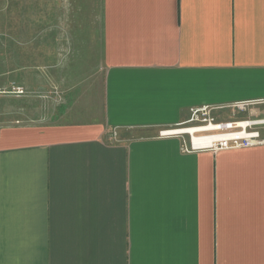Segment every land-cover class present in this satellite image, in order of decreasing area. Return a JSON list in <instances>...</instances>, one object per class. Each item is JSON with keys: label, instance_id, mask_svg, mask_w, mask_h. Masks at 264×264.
<instances>
[{"label": "crops", "instance_id": "crops-1", "mask_svg": "<svg viewBox=\"0 0 264 264\" xmlns=\"http://www.w3.org/2000/svg\"><path fill=\"white\" fill-rule=\"evenodd\" d=\"M99 2L95 65L45 33L0 70V95L51 96L0 125V264H264V144L159 138L264 104V0Z\"/></svg>", "mask_w": 264, "mask_h": 264}, {"label": "rangeland", "instance_id": "rangeland-1", "mask_svg": "<svg viewBox=\"0 0 264 264\" xmlns=\"http://www.w3.org/2000/svg\"><path fill=\"white\" fill-rule=\"evenodd\" d=\"M32 1H36L37 3L36 25L34 24L35 15L33 11L29 9V6L32 5ZM59 1L64 3L63 9L55 8L60 4ZM7 3H10L11 7L9 11L10 18H5V21L0 20V70L3 71L8 68V66H12L11 63H9V59H11L14 53L16 56L19 53H28L30 44H33L29 41L31 36L45 33L49 35H67L72 49L70 52L71 56H69L71 58L70 66L76 65L77 46H84L85 52L83 55L85 58V66L95 65V62L98 61L97 50L100 43L99 0H85V9L77 8L78 0H0V13L2 11V5L4 4L7 6ZM46 4L51 8L45 10L44 5ZM45 16L47 18H45ZM1 18L2 16L0 19ZM79 35L84 37L81 45L80 42H77ZM12 36H15L18 41L7 40L8 38L6 37L13 39ZM13 45H15V47ZM66 65L69 66V62L66 63ZM6 93L7 94L0 95V114L6 113L8 117L0 116V125L6 124L9 119L12 118L14 112H17L16 115L18 116L21 113L20 115L24 117L29 110L37 106L43 109L44 103L48 101L47 99L51 98V96L45 93H40L38 95L24 93L22 96L13 94L14 91H8ZM56 93L53 99L58 103L61 93L60 91H56ZM198 118L212 120V124L216 125L247 122L252 124L250 131H258L260 137L264 139V104H250L240 109L231 108L223 111H210L199 114ZM196 125L198 124H184L174 129L194 128ZM125 134L128 138H139L152 135L139 131L126 132ZM185 139L187 140L188 137L185 136Z\"/></svg>", "mask_w": 264, "mask_h": 264}, {"label": "built area", "instance_id": "built-area-1", "mask_svg": "<svg viewBox=\"0 0 264 264\" xmlns=\"http://www.w3.org/2000/svg\"><path fill=\"white\" fill-rule=\"evenodd\" d=\"M14 93L21 95L23 92L21 90H16ZM243 108V106L238 107ZM211 109L207 107H203L201 109H196L192 110L190 114L189 120L185 124H198L196 126H204V125H209L212 123V120H206V119H199L198 115L201 113H206L210 112ZM235 124V123H234ZM224 128L220 130H213V131H201L195 133L197 139H202L205 138L209 135L217 134V133H223V132H230V131H236L240 132L241 130L243 132H247L248 136L245 138H238L234 137L229 140H224V141H219V142H214L211 144L210 147L208 148H195L193 147V142L191 136L187 135H171L169 133V130L166 131H160L159 132V138H181L182 139V147L181 151L183 153H190L193 151H201V150H206V149H211V150H227V149H237V148H247V147H252L255 145H261L264 144V139L260 137V133L258 131H250V128L252 124H248L245 128H239L235 127L233 124H226L222 125ZM228 127V128H227ZM201 128V127H199ZM185 136L188 137V139H185ZM199 140V141H200ZM200 144V143H197Z\"/></svg>", "mask_w": 264, "mask_h": 264}, {"label": "bare ground", "instance_id": "bare-ground-1", "mask_svg": "<svg viewBox=\"0 0 264 264\" xmlns=\"http://www.w3.org/2000/svg\"><path fill=\"white\" fill-rule=\"evenodd\" d=\"M248 124H250V123L240 122V123H236V124H233V125H235V127H239V128L243 129L246 126H248ZM199 127H201V128H199ZM223 128L224 127L222 125H216V124H212L211 123L209 125L196 126L194 128L193 127H188V128L173 129V130H169V133L171 135H187V136H191L192 142H193V147H195V148H208L214 142L229 140V139L234 138V137L245 138V137L248 136V133L246 131L243 132L242 130L240 132L230 131L228 133H222V134L217 133V134L209 135V136H207L205 138H202L201 140L197 139L196 135H195V133H197V132L220 130V129H223ZM197 143H200V144H197Z\"/></svg>", "mask_w": 264, "mask_h": 264}]
</instances>
